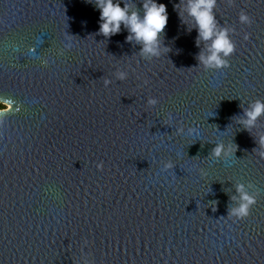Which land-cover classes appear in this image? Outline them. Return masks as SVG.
<instances>
[{"label": "water", "instance_id": "1", "mask_svg": "<svg viewBox=\"0 0 264 264\" xmlns=\"http://www.w3.org/2000/svg\"><path fill=\"white\" fill-rule=\"evenodd\" d=\"M179 2L156 0L169 49L146 60L123 26L97 34L89 0H0V264H264V116L235 119L264 101V0H217L235 45L220 70L197 65ZM237 183L256 194L242 220Z\"/></svg>", "mask_w": 264, "mask_h": 264}, {"label": "clouds", "instance_id": "2", "mask_svg": "<svg viewBox=\"0 0 264 264\" xmlns=\"http://www.w3.org/2000/svg\"><path fill=\"white\" fill-rule=\"evenodd\" d=\"M99 11L98 35L108 39L121 31V26L127 31L126 42L140 46L139 54L146 60L158 58L161 49H169L162 46L161 36L167 25L168 15L166 6L156 3V0H140L142 7L138 10L134 3L125 0H89ZM217 0H180L175 5L179 9L178 15L181 22L190 32L193 29L197 32L195 45L200 49L196 56L197 65L203 66L205 70L226 69L228 57L235 51V45L230 39V28L221 27L214 15L213 9ZM123 4V7H121ZM231 4V0H229ZM183 13V16H182ZM186 19V23H185ZM239 21L243 24H250V18L243 12L239 15ZM247 40L248 36L245 35ZM126 73L117 71L114 73L116 80L126 79ZM104 87H109L113 80L102 77ZM148 81H145L147 84ZM158 103L155 98H148L147 104L155 106ZM264 116V101L254 100L242 109V115L235 119L245 131L256 127L257 121ZM169 114V119H171ZM176 134H184L183 126L176 128ZM189 128L187 134L194 133ZM256 148L253 149L259 158L264 159V133L253 136ZM210 156L215 159L226 158L230 155L228 147L223 143L215 144L210 151ZM234 155V154H233ZM98 167H100L98 165ZM171 161L163 163L161 171L173 168ZM235 195H230L227 215L236 220L247 218L251 207L256 203V194L251 191V184L237 183L233 186Z\"/></svg>", "mask_w": 264, "mask_h": 264}, {"label": "rangeland", "instance_id": "3", "mask_svg": "<svg viewBox=\"0 0 264 264\" xmlns=\"http://www.w3.org/2000/svg\"><path fill=\"white\" fill-rule=\"evenodd\" d=\"M0 108H3V105L0 104Z\"/></svg>", "mask_w": 264, "mask_h": 264}, {"label": "trees", "instance_id": "4", "mask_svg": "<svg viewBox=\"0 0 264 264\" xmlns=\"http://www.w3.org/2000/svg\"><path fill=\"white\" fill-rule=\"evenodd\" d=\"M1 109V108H0Z\"/></svg>", "mask_w": 264, "mask_h": 264}]
</instances>
